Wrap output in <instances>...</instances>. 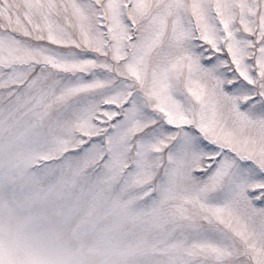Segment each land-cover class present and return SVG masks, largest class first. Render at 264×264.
Listing matches in <instances>:
<instances>
[{
	"label": "snow or ice",
	"instance_id": "1",
	"mask_svg": "<svg viewBox=\"0 0 264 264\" xmlns=\"http://www.w3.org/2000/svg\"><path fill=\"white\" fill-rule=\"evenodd\" d=\"M0 264H264V0H0Z\"/></svg>",
	"mask_w": 264,
	"mask_h": 264
}]
</instances>
